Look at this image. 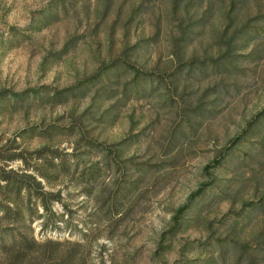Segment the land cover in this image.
Here are the masks:
<instances>
[{
    "label": "rangeland",
    "instance_id": "374dc122",
    "mask_svg": "<svg viewBox=\"0 0 264 264\" xmlns=\"http://www.w3.org/2000/svg\"><path fill=\"white\" fill-rule=\"evenodd\" d=\"M199 1L182 10L173 8V0H0V166L20 169V159L6 157H33L28 152L43 146L82 150L76 136L54 127L66 132L73 125L108 146L141 133L140 142L121 156L131 161L104 171L93 195L63 173L45 185L60 191L61 200L50 207L63 216L46 227L37 218L35 240L79 241L85 245L77 255L83 264H182L204 258L198 245L209 232L222 234V219L264 196V116L256 118L264 109V0H244L233 12L229 0H211L203 26L183 49L184 62L222 63L228 49L223 40L244 25L250 42L241 37L244 48L228 49L237 54L229 60L239 73L218 74L208 67L178 77L184 62L176 59L173 40L199 17L206 4ZM114 62L130 73L120 71L103 85L106 92H95L98 85L88 81ZM147 73L170 90L171 107L141 91L122 98L125 104L106 99L107 92L119 94L117 81ZM69 88L84 96L77 91L62 103L46 97L53 92L62 97ZM196 109L199 114L192 112ZM203 183L205 201L214 192L223 199L205 205L199 223L176 228L177 210ZM263 222L264 212L252 213L241 238L253 245L249 236Z\"/></svg>",
    "mask_w": 264,
    "mask_h": 264
},
{
    "label": "trees",
    "instance_id": "16d2710c",
    "mask_svg": "<svg viewBox=\"0 0 264 264\" xmlns=\"http://www.w3.org/2000/svg\"><path fill=\"white\" fill-rule=\"evenodd\" d=\"M193 1L197 2V0H173V8L177 7L187 10L188 6L194 5L192 4L194 3ZM243 1L229 0L230 11L233 12L236 5L240 6ZM203 2L206 4L199 17L186 23L188 29L181 28L179 38L173 40V47L175 46L177 51L175 53L176 59L179 62H184L183 49L194 41L196 30L203 26L204 18L207 16L206 13L211 7V0H200L198 5L202 6ZM244 28V25L238 26L233 30L231 35L223 40L225 48L245 47L246 44L238 43V40L242 39L241 37L247 41L251 39L243 31ZM228 49L220 56L224 59L222 63L219 60H209L207 64L206 60L200 61L189 58L187 62L183 63L184 69H180L177 72L178 77L183 75L186 77L190 72L202 74L203 70L208 67L218 74L235 75V73H239L241 68L236 67L232 61L237 57V54L233 50ZM225 55L228 56L227 59H225ZM230 58L232 60H229ZM120 66L117 62H114L108 71L92 77L88 81V84L90 86L102 85L103 87L105 83L114 81L120 71L124 74L130 73L127 65ZM115 85L119 87V90L121 89L119 94L118 92L110 91L107 92L109 94L106 98L112 99L114 104L118 99L119 102L124 101L125 104L126 101L122 100V98L132 92L139 93L141 91L145 93L144 97L152 98V96H156L158 97L157 102L165 103V105L171 107V104L169 105L171 102L170 90L162 86V80L158 76L155 77L154 74L147 73L142 76L135 74L131 79L126 78L122 82L117 81ZM98 86L95 92L101 89L106 92L104 87L98 88ZM77 91L69 88L65 92L66 94H62L63 98L57 92L47 94L46 97L49 101L54 97H59L57 103H62L75 95ZM220 92V90L216 91V95L218 96ZM78 93L80 97L84 96V92H80L79 90ZM36 96L43 97L37 94ZM139 98L143 97H136L135 99ZM201 109L207 110L203 107H200ZM196 110L192 112L199 114L198 110ZM261 116H264V109L256 118L262 120ZM261 122L264 124V120ZM257 125L259 126V121ZM54 128L58 133H71L76 136L77 141L82 143V150L76 153H67L43 146L30 153L28 152L29 155L34 154L33 157H27L21 153L6 157V161L8 162L20 159L23 164V167L20 169L6 168L7 164L0 166V264H83L77 258V255L85 250L83 243L79 241L64 242L50 239L37 241L32 235V223L37 218H41V226L46 227L48 221H52L55 225V219L58 216L62 219L63 216L62 214H56L58 215L56 216L50 207L52 201L61 200L60 191L48 190L45 188V185L54 184L59 174L63 173L74 177L76 184L81 186L84 194L88 196L93 195L98 184V179L104 171L114 172L119 168L118 162L126 163L131 161L130 159H122L121 156L125 155L128 147L140 142L141 135L140 132L128 134L119 141L112 143L111 147L104 142L94 141L91 138L83 136L80 130H73V125L67 128L66 132L61 127ZM41 133L42 131L39 132V134ZM91 156H98V159L92 161L90 160ZM29 160L34 161L33 165L30 164ZM207 188L208 184L203 183L200 188L192 193L188 202L177 210L176 218L179 220L175 222L176 228L182 227V225L189 226L192 223H199V217L197 216L205 205H208V203L215 199H223L224 194H215L214 192V194H211L212 198L205 201L203 195ZM237 198V196H231L233 202L237 201ZM39 206L41 212L38 210ZM263 212L264 196L259 201L245 205L244 208H241L239 212H234L229 218L222 219L219 227L223 233L218 234L217 231L213 230L209 232L206 243L198 245L200 250L204 251L205 257L185 261L182 264H264V222L259 226L256 225L253 233L249 236L253 245L249 244V239L246 238L247 240H245L240 236L244 231L243 225L252 222V213L262 214ZM211 224L212 222L207 223V226L204 224L205 228L210 230Z\"/></svg>",
    "mask_w": 264,
    "mask_h": 264
}]
</instances>
